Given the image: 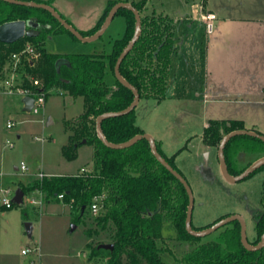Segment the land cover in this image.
<instances>
[{
	"label": "trees",
	"instance_id": "16d2710c",
	"mask_svg": "<svg viewBox=\"0 0 264 264\" xmlns=\"http://www.w3.org/2000/svg\"><path fill=\"white\" fill-rule=\"evenodd\" d=\"M21 1H35L49 6L53 4V0ZM121 2L130 3L129 0H107L97 24L89 30H79L80 33L85 37L95 34L110 9ZM147 2L140 0L131 3L140 12L142 33L123 60L120 73L137 88L140 99L161 102L168 91L176 26L172 17L162 13L143 16ZM117 15L125 17L127 27L123 37L113 41L110 54H53L45 49L46 40L59 33H70L46 10L0 1V26L14 21H34L38 24L37 36L25 37L14 44L0 43V82L4 79L3 72L12 54L20 52L25 44L30 43L38 58L22 62L21 77L23 87L32 91L31 96L36 99L43 95L46 100L52 90L58 89L73 98L82 97L84 100V112L77 119L66 123L70 135L68 144L62 147L63 157L73 161L81 146L90 145L93 148V171L44 176L29 182L21 190L24 194L39 191L47 202L60 200L59 196L63 195L62 201L70 205L76 224L86 223L87 218L93 219V226L87 229L88 235L94 240L101 233H106L110 241L98 242L92 247L91 256H104L106 264H167L158 243L172 231L176 232L179 241L196 243L191 251L181 257L179 264H264V248L252 252L242 245L238 222L221 228L215 232L213 239L205 243H200L202 238L187 233V192L153 156L148 141L141 140L125 149H111L98 137L97 117L108 112L122 111L134 99L133 93L116 78L113 86L106 82L107 69L114 75L117 59L131 40L136 24L130 10L120 9ZM60 58H66L70 66L63 65L58 73L55 64ZM33 81H38V84L34 86ZM102 130L106 139L114 144L144 134L136 123V109L127 115L103 121ZM236 130H245L242 121L211 120L203 133L204 143L218 147L225 135ZM156 145L168 163L183 175L175 163L182 149L167 156L160 145ZM240 154L261 158L264 156V142L250 136L232 138L224 150L231 175H239L249 166L241 168L237 165V156ZM261 170H264V166L247 179ZM96 198H99L101 212L93 215L91 206ZM254 221L258 243L264 234V180L261 210L255 213ZM100 244H112L113 250L98 249Z\"/></svg>",
	"mask_w": 264,
	"mask_h": 264
},
{
	"label": "rangeland",
	"instance_id": "374dc122",
	"mask_svg": "<svg viewBox=\"0 0 264 264\" xmlns=\"http://www.w3.org/2000/svg\"><path fill=\"white\" fill-rule=\"evenodd\" d=\"M139 1L129 0L130 3ZM203 1L148 0L143 16L152 13L175 17L193 15V6H199ZM105 6L106 0H56L53 7L65 20L85 31L95 25ZM126 27L125 17L116 15L104 34L95 41L81 42L65 32L49 37L45 42V49L50 53L62 55L110 54L113 41L123 37ZM106 82L110 86L115 82L109 68L106 72ZM16 84V89H26L23 87L22 78H19ZM33 85L35 86L34 81ZM22 98L21 95L0 92V188L11 189L14 198L18 188L22 189L29 182L40 178V173L46 176H63L76 175L81 169L93 171L92 146H81L77 158L73 161L66 160L62 155V147L68 144L70 135L66 123L77 119L84 112L83 98H73L61 90L54 89L49 93L45 106L40 108L39 114L25 112ZM155 102L142 99L137 111L141 115L145 110L149 113ZM170 104H161L159 123L168 117ZM149 120L141 117L140 123L149 125ZM9 123H14V126L8 128ZM10 144H13V147H10ZM169 145L171 151L176 152L184 147L185 142L176 145L171 142ZM190 155L184 153L181 159L189 161ZM254 159L255 155L240 154L237 156V165L241 168L247 167ZM22 163L27 167L25 172L15 169L20 168ZM177 167L193 192L194 227L203 229L223 217L242 215L246 222L248 240L252 244L257 243L254 215L261 210L264 170L235 184L224 179L220 184L216 180L209 181L198 174L193 175L183 165V161H180ZM31 199L39 203L33 205L30 203ZM74 219L70 205L62 200L47 202L38 191L27 192L23 203L16 204L11 209H3L0 206V264H26L28 258L22 255V250L36 247L40 254L39 264H106L107 259L104 256L92 257L91 249L100 241L109 242L108 234L101 233L93 240L87 233V229L93 226V219L87 218L86 223L78 224ZM26 223L32 225L31 236L26 233ZM215 235L213 233L202 238L200 243L213 239ZM158 244L167 264H179L181 257L196 246V243L179 241L175 231L166 234Z\"/></svg>",
	"mask_w": 264,
	"mask_h": 264
},
{
	"label": "crops",
	"instance_id": "0c3cea01",
	"mask_svg": "<svg viewBox=\"0 0 264 264\" xmlns=\"http://www.w3.org/2000/svg\"><path fill=\"white\" fill-rule=\"evenodd\" d=\"M207 13L216 17L210 35L201 17ZM170 17L176 27L167 96L161 102L154 100L149 113L145 110L143 115L137 111L140 99L136 123L153 136L165 155L182 149L176 165L183 161L193 175L221 184L224 178L218 149L203 140L209 122L240 120L245 130L264 135V0H204L193 6V15ZM164 102L171 103V111L159 123V108ZM141 117L150 119L149 125L140 123ZM171 142L185 145L173 152ZM184 153L191 154L189 161L181 159Z\"/></svg>",
	"mask_w": 264,
	"mask_h": 264
},
{
	"label": "water",
	"instance_id": "95a60500",
	"mask_svg": "<svg viewBox=\"0 0 264 264\" xmlns=\"http://www.w3.org/2000/svg\"><path fill=\"white\" fill-rule=\"evenodd\" d=\"M0 1L46 10L61 24V26L65 30H67L70 34H72L79 41L85 42V43L92 42V41L99 39L104 34V32L106 31V29L108 28V26L110 25V23L112 22V20L117 15L120 9H127L133 12L135 19H136L134 34L117 59V62L114 67V75L117 81L122 86L129 89L133 93L134 99H133V102L126 109L122 111L108 112V113H104L97 117L96 130H97L98 137L100 138L101 142L105 146L111 149L129 148L141 140H146L149 142L150 149H151L153 156L166 170L170 172L171 175H173L183 185V187L185 188L187 192V195L189 198V204L187 207L185 229L189 235L197 237V238H204V237H207L217 232L221 228L233 222H238L241 228L240 230L241 243L244 246V248L252 252L259 251L264 248V234L261 236L260 241L256 244H252L248 240L246 222L242 215L235 214V215L223 217L217 220L211 226L200 229V230H196L193 228L192 214H193V209H194V196H193L191 186L186 180V178L182 174H180L176 169H174V167L171 166L168 163V161L160 154V152L158 151L157 145H156V141L153 138V136L147 133L139 134L133 137L132 139H130L129 141L120 143V144L111 143L106 139L104 132L102 130L103 121L110 119V118H115V117L129 114L130 112L136 109L140 101V94L137 88L133 86L131 83H129L120 73V67H121L123 60L131 52V50L135 46L136 42L138 41L142 33V23H141L140 12L131 3L121 2V3H117L116 5H114L110 9L100 29L95 34L85 37L72 24H70L67 20H65L60 15V13H58V11H56V9L52 6H49L44 3H38L35 1H21V0H0ZM37 35H38V24L35 23L34 21H14V22L5 23L0 26V43L2 44H14L25 37H35ZM63 65L70 66V62L66 58H60L56 61L55 67L58 73H60V69ZM22 101L24 103V111L30 113L34 106L35 99L33 97L26 96L23 98ZM237 136H250L253 138H257L261 140L262 142H264L263 134H260L256 131H251V130H236L223 137V139L221 140L218 146V160L220 164V171H221L222 177L224 178L226 182L231 183V184H235V183L246 180L251 174H253L258 169L264 166V156H263L255 160L239 175L234 176L230 174L228 170V166L226 164L224 150H225L227 143L232 138L237 137ZM24 196H25L24 192L21 190V188H18L13 198L14 203L17 205H21L23 203ZM25 228H26V233L29 236H31L32 225L30 223H26ZM98 249L113 250V245L112 244H100L98 246Z\"/></svg>",
	"mask_w": 264,
	"mask_h": 264
},
{
	"label": "built area",
	"instance_id": "2783aa9c",
	"mask_svg": "<svg viewBox=\"0 0 264 264\" xmlns=\"http://www.w3.org/2000/svg\"><path fill=\"white\" fill-rule=\"evenodd\" d=\"M202 20L205 23V28H206V33L207 35H210L214 32L215 29V20L216 17L212 13H207V14H202L201 15ZM38 58V54L35 50V48L30 44L27 43L25 44L23 50H21L18 53H14L11 56V60L9 64L5 67L4 69V79L0 82V92H7L9 94H13L14 91H16V94L22 95L24 97L26 96H31V91L30 90H19L17 88V82L18 79L22 78L21 77V68H22V62L24 61H31L34 59ZM35 85L38 84V81H34ZM15 89V90H14ZM35 99V98H34ZM45 97L43 95L38 96L35 99L34 106L31 110L33 114H39L40 108L42 106H45ZM14 126V123H9L8 128H11ZM10 147H13V144H10ZM18 170L25 172L27 171V167L24 163L21 164V167L18 168ZM87 170L82 169L81 173H85ZM45 175L43 173L39 174V177L42 178ZM39 192V191H38ZM41 197L42 194L39 192ZM60 200H63V195L59 196ZM99 198L95 199L94 203L91 206V212L93 215H98L101 212V206L98 203ZM31 204H37L39 202H36V200L31 199L30 201ZM41 204V202H40ZM15 205L13 197H12V191L9 188H0V206L3 209H11ZM22 255L28 258V261L26 264H39L40 260V254H39V249L38 247L31 249V248H26L22 250Z\"/></svg>",
	"mask_w": 264,
	"mask_h": 264
}]
</instances>
